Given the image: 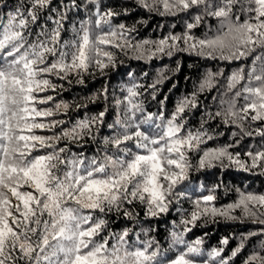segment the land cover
Returning a JSON list of instances; mask_svg holds the SVG:
<instances>
[{"label":"snow or ice","instance_id":"snow-or-ice-1","mask_svg":"<svg viewBox=\"0 0 264 264\" xmlns=\"http://www.w3.org/2000/svg\"><path fill=\"white\" fill-rule=\"evenodd\" d=\"M52 3L20 0L14 10L0 13V264H232L252 237L264 236V194L237 189L239 196L234 203L217 208L213 202L220 185H214L207 189V195L190 201L191 212L182 214L179 222L183 229L176 231L174 224L167 247L148 238L145 230L144 239L130 227L113 231L105 218L123 210L126 219H133L124 205L136 202L145 206L146 217L168 213L173 199L184 196L177 189L194 167L192 154L199 157L195 165L198 171L227 159L229 164L223 167L244 171L259 167L264 172V150L246 152L248 163L240 153L228 151L231 145L201 147L215 139L205 129L207 121L202 120L196 131L187 129L186 113L198 107L199 94L216 87L223 72L206 73L190 96L177 100L170 114L164 100L158 112L147 114L143 101L138 100L141 88L151 89L155 100L163 76L146 88L136 83L126 87L123 100L115 101L114 122L108 125L113 132L103 138V151L98 149L92 156L73 152L71 145L83 148L85 137L96 140L93 129L99 131L107 108L52 135L35 130L52 131L65 123L46 118L61 109L67 112L69 105L40 107L53 100L46 94L57 87L51 77L64 80L75 74L80 78L77 82L83 83V75L92 67L104 74L109 66L115 67L114 55L108 50L111 46L121 51L131 49L136 59L171 57L182 51L210 59L250 60V65H242L227 77L221 110L208 113L207 118H220L225 125H235L251 136L244 122H264V0H137L149 12L160 15H195L182 35L136 44L128 39L135 28L124 24L113 27L110 18L118 13L101 12L100 0H84L85 10L89 6L94 10L79 27L73 24L71 38L63 39L68 13L79 12L81 4L70 0L57 9ZM205 18L217 21L214 32L209 24L213 34L194 37L191 30ZM107 92L105 87V100ZM227 93L232 95L224 98ZM241 100L243 104L238 106ZM256 134L264 138V128ZM62 141L66 143L61 147ZM236 209L241 212L239 217L233 215ZM217 216L227 220L251 218L261 227L242 234L229 256H222L223 246L229 243L223 238L221 247L212 248L203 259V237L189 243L185 235L202 217L214 220ZM258 247L259 251H253L243 264H264V240Z\"/></svg>","mask_w":264,"mask_h":264},{"label":"trees","instance_id":"trees-1","mask_svg":"<svg viewBox=\"0 0 264 264\" xmlns=\"http://www.w3.org/2000/svg\"><path fill=\"white\" fill-rule=\"evenodd\" d=\"M27 0H25V3ZM70 0H53L52 8L59 9L62 4H68ZM81 4L79 12L72 11L68 13V19L65 21V31L62 33L63 39H69L72 36V26L75 24L79 27L81 20L88 19L91 6L85 10L84 0H77ZM20 0H0V13L7 14L8 11L14 10ZM112 10L118 15L111 17V25L116 27L124 24L128 28H135L130 32L128 39L132 44L142 43L144 40L158 41L166 36L182 35L186 30V24L194 22L195 12H181L176 15H160L157 11L149 12L146 8L139 5L137 0H100V11L106 12ZM160 11H163L161 6ZM53 15L55 13H45L44 15ZM95 19V17H93ZM43 23V19L41 20ZM209 24L212 25L213 32L217 26V21L211 18H205L200 26L191 30V34L197 38H203L205 35H212L209 31ZM48 27H53L51 21ZM105 30L107 26H104ZM118 30V29H117ZM183 46L182 41L177 42ZM108 50L114 55L115 67L109 66L101 74L95 67L83 75V83H78L79 77L75 74L70 75L67 79L59 80L55 76L51 77L52 82L57 85L55 90H49L46 94L51 95L53 100L47 105L40 107L55 109L58 104H67L69 109L65 112L63 109L53 117L46 118L47 121L62 120L65 123L48 131L47 129L35 130L37 134L52 135L53 132H60L63 128H71L77 121L85 117L98 116L100 112L105 113L103 124L99 125V131L93 129V135L96 140L85 137L83 148L76 144L71 145L73 152L83 151L85 155L92 156L97 154V150L103 151V138L110 136L113 132L108 128L109 124L114 122L117 108L115 101L123 100L126 95V87L136 83L144 85L152 84L156 79L163 76V83L157 85L156 99H152L151 89L145 91L141 88L142 95L138 100L143 101L145 114L158 112L160 101H165L167 114H170L177 100L181 97L190 96L199 83L208 72H223V76L217 77L216 87L212 90H205L198 96V107L191 112L186 113L187 129L196 131L200 127L201 121L205 123V129L215 135V139L207 141L202 148H216L231 145L228 151L233 155L240 153V158L248 163L250 159L244 154L248 151L256 152L264 150V138L257 135V130L264 128V122H244V128L253 133L251 136L244 135L240 128L235 125H225L220 118L208 120L207 114L213 115L221 110L220 99L226 92L227 77L233 71L244 64L251 63L248 61H228L210 59L189 52L177 51L173 56L158 55L151 60L136 59L131 49L121 51L117 48L108 46ZM259 54V53H257ZM106 61V58H105ZM129 73L132 77H129ZM107 87V100L102 92ZM232 93H227L228 98ZM96 97L93 101L91 98ZM167 97V100H165ZM213 97H216L213 100ZM243 101H239L238 106ZM80 107H77V106ZM39 119V118H38ZM233 133H236L234 136ZM238 142V143H237ZM66 141H62L60 146H64ZM197 154H192V163L194 167L189 171V178L178 186L177 191L183 192L184 196L179 199H173L170 204V211L162 213L156 217L145 216V206L138 202L124 205L133 214V219H126L121 213H109L105 218L109 220V226L113 231H120L125 227L133 228L134 232H140L141 238L144 239L143 231L148 233V238H155L163 247H167V241L174 224L177 225L176 231H182L183 226L179 224L182 214L191 212V200L199 198L201 195H207V189L214 185H220L216 189V200L213 202L217 208H223L234 203L239 196L237 189L245 193L264 194V172L257 167L251 171H244L235 166L223 167L228 165L229 161L224 159L222 164L216 163V166L210 169L196 170L195 165L198 160ZM180 209L181 211H178ZM233 215L239 217L241 212L236 209ZM188 227H192L189 225ZM258 224L253 223L252 219L244 220H227L222 216H217L213 220L211 217H202L197 222V226L192 228L191 232L185 235L189 243L199 237H203L204 249L203 259L207 258V252L214 247H221L220 241L228 238L229 243L224 247L222 256L227 257L232 250L237 247L242 234L251 231H259ZM133 239L135 237L133 236ZM264 240V236L252 237L237 257L233 258L232 264H243L244 260L253 252L259 251V243ZM264 254V253H262Z\"/></svg>","mask_w":264,"mask_h":264}]
</instances>
